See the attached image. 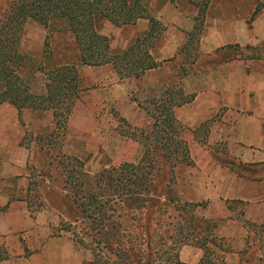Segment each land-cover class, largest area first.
Returning <instances> with one entry per match:
<instances>
[{"label":"rangeland","instance_id":"1","mask_svg":"<svg viewBox=\"0 0 264 264\" xmlns=\"http://www.w3.org/2000/svg\"><path fill=\"white\" fill-rule=\"evenodd\" d=\"M203 1L143 0L157 19L162 9L166 17L173 11L189 16L193 27L203 28L201 39L216 47L203 53L200 41L189 38V31L160 20L166 28L152 51L160 55L164 44L178 42V54L145 78L119 80L112 64H82L74 36L62 20L47 28L29 21L25 27L21 50L27 62L21 73L34 93L46 94V71L58 65L75 64L80 75V90L70 112L24 108L15 126L20 144L28 149L30 211L40 212L42 236L60 239L75 264H201L204 252L194 242L212 236L219 237L225 249L208 243L215 264H260L264 232L255 233V225L264 227V160L247 162L239 153H253L255 147H231L225 139H210L214 117L208 116L196 128L185 126L182 136L193 161L187 164L152 133L151 101L171 92L177 100L181 85L185 95H192L184 84L193 72L225 60H264V38L256 29L261 20L258 28L264 31V0H208L204 19L196 23ZM144 19L150 25L146 18L123 26L104 19L99 30L118 53L147 32ZM193 57L198 58L194 66L186 65L192 71L187 75L182 65ZM248 82L252 92L262 97L263 106L264 79ZM2 116L0 132L12 131L13 125ZM142 158L149 166L138 173L150 177L152 186L127 201L119 195L126 176L118 168L138 164ZM101 205L104 208L98 210ZM192 206L206 220L200 227L191 228L184 219V209L190 216ZM94 217L107 226L99 229ZM0 251V258L8 256ZM178 254L180 263L175 262ZM202 264L213 263L205 256Z\"/></svg>","mask_w":264,"mask_h":264},{"label":"trees","instance_id":"2","mask_svg":"<svg viewBox=\"0 0 264 264\" xmlns=\"http://www.w3.org/2000/svg\"><path fill=\"white\" fill-rule=\"evenodd\" d=\"M203 2L205 4L200 6L199 17L195 18L196 23L197 20H203L205 17L208 0ZM142 18L150 21L147 32L136 38L126 50L118 53L113 52L110 38L99 30L100 22L106 19L114 25L123 26L135 24ZM54 20L65 22L73 34L82 64L88 66L112 64L119 80L132 77L140 78L148 70L158 68L163 64V61H158L153 56L152 49L166 27L148 12L143 0H0V105L9 103L19 111L24 108H33L70 112L80 90V75L75 64H62L46 71V94L34 93L21 73L27 62L26 56L21 50V40L27 23L35 21L47 28ZM200 26L195 24L193 29L187 32L189 38L200 41L203 32V28ZM197 58H187L185 64L182 65L187 75L192 71L189 72L186 65L189 63L194 66ZM171 93L151 101V110H148L153 119L152 133L163 141L171 153L177 154L179 160L193 164L188 142L182 136L185 126L176 118L175 108L191 102L194 95H185L182 85L178 91L179 98L177 100L174 101L175 98ZM122 121L127 122L125 119ZM121 132L126 133L123 130ZM130 134L135 136L134 133ZM148 164L149 162L142 158L138 164L126 163L119 166L118 169L124 170L123 176H126V180L121 181L122 185L119 186L122 190L119 195L127 198V201L136 195L139 197L144 191H149L152 186L150 177H144L138 173L140 169L144 170L145 166H149ZM129 168H131L130 171H128ZM131 174L135 176V179L128 178ZM114 175L112 176L114 177ZM113 177L108 179L110 189L114 187ZM97 208L102 210L104 206L101 205ZM3 210L4 208H0V213ZM192 212L190 216H187V209H184V213H186L184 219H186L187 225H190L191 228L200 227L206 220L196 215L193 206ZM94 222L98 223L99 229L107 226L103 225L102 218L94 217ZM255 227V233L264 232L263 226L255 225ZM184 230L187 231V226ZM184 240H187V237L182 241ZM206 240L205 242H194L204 252L200 262L204 263L206 256L211 263L215 264L210 259L209 255H214V252H210L211 247L208 243L223 251L225 249L222 247L219 237L212 236ZM260 248L263 250V254L259 258V262L264 264L263 242L260 244ZM175 262L180 263L179 254Z\"/></svg>","mask_w":264,"mask_h":264},{"label":"crops","instance_id":"3","mask_svg":"<svg viewBox=\"0 0 264 264\" xmlns=\"http://www.w3.org/2000/svg\"><path fill=\"white\" fill-rule=\"evenodd\" d=\"M162 11L158 14L162 22H174L184 31L193 28L189 16L173 11L172 16L166 17L161 15ZM143 21L146 31L149 22ZM260 22L256 21V29L261 39L264 31L258 28ZM179 45L178 42L164 44L160 55L152 51L156 60L163 61V64L148 70L143 77L161 69L166 63L164 60L177 55ZM200 49L203 53H212L216 47H209L202 38ZM255 77L264 79L262 59L225 60L193 72L185 79L184 88L192 92L194 98L175 108L176 118L184 126L196 128L208 116L214 117L210 139H225L231 147H255L253 153L245 150L239 153L247 162L264 160V105L260 104L262 97L252 92L254 87L248 82ZM184 93L187 94L185 90ZM6 104L9 106L7 111L0 115L8 120L10 127L13 125V130L0 132V208H4L0 213V249L8 255L0 258V264H75L67 245H62L60 239L48 234L42 236V227L45 226L40 212L32 214L30 211L26 200L29 191L28 149L20 144V134L15 128L20 111L9 103L1 104L0 109ZM181 260L184 262L183 258Z\"/></svg>","mask_w":264,"mask_h":264}]
</instances>
